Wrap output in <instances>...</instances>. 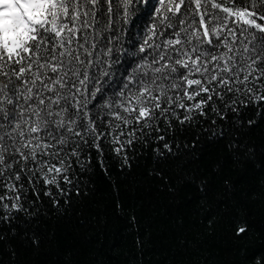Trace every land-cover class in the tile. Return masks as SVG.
<instances>
[{"label":"snow or ice","instance_id":"snow-or-ice-1","mask_svg":"<svg viewBox=\"0 0 264 264\" xmlns=\"http://www.w3.org/2000/svg\"><path fill=\"white\" fill-rule=\"evenodd\" d=\"M257 120L264 0H0V241L19 228L39 247V218L70 215L97 167L195 155L202 138L254 155L237 133Z\"/></svg>","mask_w":264,"mask_h":264},{"label":"trees","instance_id":"trees-1","mask_svg":"<svg viewBox=\"0 0 264 264\" xmlns=\"http://www.w3.org/2000/svg\"><path fill=\"white\" fill-rule=\"evenodd\" d=\"M237 135L255 146L254 155L230 152L232 136L202 138L195 155L182 149L160 164L140 156L131 170L113 163L107 175L95 168L85 180L88 195L76 199L70 215L39 218V247L19 228L0 241V264H264V120ZM153 168L168 182L150 174ZM192 174L210 178L205 190ZM237 224L248 228L242 237Z\"/></svg>","mask_w":264,"mask_h":264}]
</instances>
